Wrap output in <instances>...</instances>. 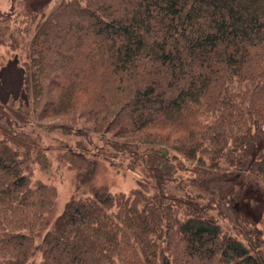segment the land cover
Instances as JSON below:
<instances>
[{"label": "trees", "instance_id": "trees-1", "mask_svg": "<svg viewBox=\"0 0 264 264\" xmlns=\"http://www.w3.org/2000/svg\"><path fill=\"white\" fill-rule=\"evenodd\" d=\"M23 1L0 9V47L25 50L23 98L0 107V264H264V204L231 181L264 190V0ZM53 149L139 167L145 188L87 168L52 221L29 170Z\"/></svg>", "mask_w": 264, "mask_h": 264}, {"label": "rangeland", "instance_id": "rangeland-1", "mask_svg": "<svg viewBox=\"0 0 264 264\" xmlns=\"http://www.w3.org/2000/svg\"><path fill=\"white\" fill-rule=\"evenodd\" d=\"M59 0H32V3L37 6V11L40 10L42 3H45L48 12ZM12 6V7H11ZM25 3L23 0H0V9L8 11L13 8L15 13H19L24 9ZM25 61V50L19 48L15 53L10 52L5 47H0V107L4 106L7 101L16 98H23L21 89L22 69L21 64ZM51 141V146L54 147L56 142H63L64 144L72 145L73 140L60 135L58 132H52L48 135ZM65 142V143H64ZM68 142V143H66ZM48 161L50 163L49 171H42L37 165L30 168L29 173L32 182H41L52 186L55 190V205L51 214L53 221L64 209L65 204L68 202L72 195L85 196L88 191L89 183L94 186H104L112 193L128 191L134 187L141 186L145 188V181L141 175L140 168L130 169L125 165H121L119 159H106L100 157L93 161L91 158L85 160L77 156H63L62 152L53 150L46 151ZM95 152V151H94ZM64 157L63 159H61ZM248 162L243 163V167H247ZM91 167V168H90ZM92 170L90 180L86 183L89 177L82 179L81 175L84 170ZM231 181L234 186L243 192H248L249 195L255 196L253 189L259 192V195L253 202H258L260 205L264 204V190L261 186L253 181H246L245 171L235 174ZM83 183V184H82ZM251 190V191H250ZM257 193V192H256ZM225 218L221 219L223 230L232 235H236L233 229L234 225H238L237 213L232 211L231 206L222 203ZM261 221L256 225L253 230L260 235L264 241V212L261 213ZM240 224V223H239ZM241 238L240 236H237ZM39 255H37V258Z\"/></svg>", "mask_w": 264, "mask_h": 264}]
</instances>
